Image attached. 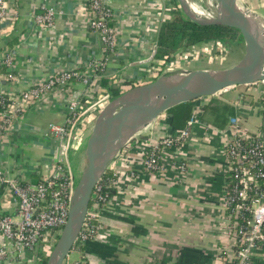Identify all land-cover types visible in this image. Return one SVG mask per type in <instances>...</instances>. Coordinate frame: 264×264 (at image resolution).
Listing matches in <instances>:
<instances>
[{"label":"crops","instance_id":"crops-1","mask_svg":"<svg viewBox=\"0 0 264 264\" xmlns=\"http://www.w3.org/2000/svg\"><path fill=\"white\" fill-rule=\"evenodd\" d=\"M241 2L264 21V0ZM171 3L111 0L118 46L108 58L102 76L122 92L130 88L125 82L145 84L152 78L147 74L155 62L160 26L151 22V16L162 5ZM87 4L88 0H9L8 26L0 24V57L7 51L14 53L15 79L9 81L0 70V95L16 96L64 70L84 72L104 56L98 35L89 27ZM48 7L58 13L53 29L39 26L34 19L44 15ZM15 39L18 43L13 47L7 45ZM224 43L230 50L222 53L228 54L233 46ZM241 52L232 66L243 58L245 49ZM193 62L189 67L194 70L203 64ZM73 86L70 94L52 92L36 108L17 115L0 138V173L22 182L51 176L61 158V142L48 133V128L64 123L70 96L82 97L83 83ZM253 87L239 86L212 97L235 111L228 126L221 130L208 123L212 122L209 115L201 114L211 98L197 100L193 106L199 111L200 123L190 128L177 146L162 152L159 171L140 170L134 177L118 162L114 171L120 178L117 185L121 202L114 208L107 206L100 216L97 235L85 252L73 250L69 260L84 261L83 264H231L235 242L228 230L232 220L227 214L224 190L229 172L226 148L232 138V119L238 121L244 138L254 135L264 143V107L260 101L264 87ZM176 134L169 118L162 115L136 139L143 138V154L163 138ZM132 151L135 150L128 154L130 159L138 156ZM79 154H72L75 167L81 164ZM74 165L77 174L79 167ZM0 214H17V204L3 184ZM254 262L264 264V242L256 250Z\"/></svg>","mask_w":264,"mask_h":264},{"label":"built area","instance_id":"built-area-1","mask_svg":"<svg viewBox=\"0 0 264 264\" xmlns=\"http://www.w3.org/2000/svg\"><path fill=\"white\" fill-rule=\"evenodd\" d=\"M172 6L174 5H162L159 10L152 14L151 22L161 27L163 22L171 19L172 12L177 9L172 8ZM8 8L9 0H0V24L4 27L8 26L9 22ZM86 11L89 16V27L92 32L98 35L104 56L87 66L84 72L68 69L35 83L26 91L9 97L10 103L8 104L0 99V105L5 107L4 112L0 115V138H2L8 132L18 114L36 108L52 92L63 91L64 94H70L76 82H82L85 86L97 89V97L85 103L80 101L77 96H70L68 113L64 123L49 126L48 133L62 141L61 158L50 177L45 179L43 183L34 185L30 182H22L19 179L7 178L0 173V185H7L8 195L17 204L16 216L0 214V263L18 264L24 262L28 251H35V258L37 259L39 253L42 254V249L48 247L47 238L49 235L57 234L54 245L56 244L67 223L72 195L78 182V180L76 183L74 182L75 173L73 168L71 170L63 165L64 161L68 162L71 158V154L80 149L81 142L84 143V135L78 138L75 131L81 127L83 132L86 129L88 130L89 126L93 128L100 112L112 100L106 90L98 87L97 82L103 74L99 71L104 70L108 58L116 52L118 46V30L111 0H88ZM57 14L53 7H48L44 15H36L34 19L43 28H54ZM214 43L221 46L220 50L223 56L224 53L222 52H227V49L230 50L224 42ZM215 46L217 45L215 44ZM207 47L183 52V55H177L165 63L162 69L153 66L151 73H155V75L151 77H155L160 71L163 75L189 72L187 68H190L191 62L196 59L195 54L197 52L210 53V49L208 50ZM13 58L14 53H9V51L0 57V66L4 65L9 69V74L6 77L10 81L15 79ZM153 60L155 59L153 58ZM98 92L100 96H98ZM198 113L199 111L196 109V113L188 122L187 129L175 136L166 137L154 145L151 154L141 163L145 171L157 172L160 170L159 161L162 152L167 148L177 146L180 140L188 136L190 128L200 123ZM231 124L232 138L226 148V155L229 160L228 173L234 174L237 184L231 190L225 191L226 210L230 212V218L233 217V214L237 215L246 211L251 214L246 228L243 231L242 228L240 229L238 243L235 241L240 245V248L236 253L233 252L231 263L253 264V256L264 242V234L262 233L264 227V190L258 194L257 199L253 200L251 204L247 205L246 202L250 200L249 193L253 187H258L259 179L264 178V143L259 141L248 148L243 143V140L248 138H244L243 134L240 133L237 127L238 121L232 119ZM130 146L131 143L127 147ZM124 153L126 154L125 149L120 156ZM158 153H160L159 156ZM100 191L101 187L98 184L92 198L94 205L89 209L77 242H86L88 235L92 233L97 235L99 226L94 228L91 223L94 220L99 223L100 216L93 215L92 211L102 208L100 204L104 197ZM69 261L68 257L64 264H79Z\"/></svg>","mask_w":264,"mask_h":264},{"label":"water","instance_id":"water-1","mask_svg":"<svg viewBox=\"0 0 264 264\" xmlns=\"http://www.w3.org/2000/svg\"><path fill=\"white\" fill-rule=\"evenodd\" d=\"M215 1L216 15L206 18L195 13L187 0H178L182 12L200 26L237 29L245 44L243 58L223 70L164 74L111 100L96 118L84 145L85 167L72 195L67 223L47 264L65 263L83 230L94 191L106 170L151 123L181 104L264 82V30L258 22L262 19L241 0Z\"/></svg>","mask_w":264,"mask_h":264},{"label":"trees","instance_id":"trees-1","mask_svg":"<svg viewBox=\"0 0 264 264\" xmlns=\"http://www.w3.org/2000/svg\"><path fill=\"white\" fill-rule=\"evenodd\" d=\"M174 3L179 4L178 0H173ZM240 35L239 39L238 36ZM239 40H243L241 37L240 32L237 29L226 27V26H200L193 21H191L181 10V8L176 9L172 12V17L170 20H167L162 23L159 33L157 36V42H156V50L154 59L156 60V64L153 63L156 67L162 69L165 63H167L172 58L176 57L180 51L182 50H193L199 47H203L207 43H214V42H229V43H237ZM18 40H13L7 43L10 47H13ZM0 70L7 76L9 74V69L5 67L4 65L0 66ZM103 70H100L99 73H101ZM163 75L162 71L158 73L155 77H152L149 82L155 81L157 78L161 77ZM8 79V78H7ZM9 80V79H8ZM10 81V80H9ZM98 87L104 88L112 99L117 98L121 96L124 92H122L118 86L113 85L110 79L101 76L99 78ZM126 86H130L129 90L132 88H135L140 83H134L133 81L125 82ZM87 92V91H86ZM85 90L83 91V95L80 98V101L85 103L89 95H87ZM92 96L95 98L97 97V93L92 94ZM211 100L208 103V105L204 106L202 110V116L209 115L212 118V122L210 125L216 129H224L226 126H228L229 121L232 117L235 115V111L230 106H224L219 103L215 98L210 97ZM0 99L4 100L6 104L10 103L9 96L8 95H0ZM197 101V100H196ZM188 102L181 104L179 106H176L169 111H167L165 114L166 117L170 120V126L177 134L182 132L183 130L188 128V122L189 120L194 116L196 113V109L194 108V103ZM262 102V105L264 107V93L260 99ZM5 107H2L0 105V115L4 112ZM201 117V116H200ZM206 121V120H205ZM164 139V138H163ZM143 138L140 137L139 139H135L130 147H126L123 155L120 156V161L123 159H126V167L124 170L130 172L133 174H136L140 170H144L143 165L141 164L144 159H146L152 152L153 148H149L148 151L141 154L142 147L141 145ZM260 140L254 136L249 135V138L246 140H243V143L248 146V148L251 147L253 143L259 142ZM261 142V141H260ZM129 148V149H128ZM131 150L132 153L134 152L138 156L135 158H129L128 154ZM160 153H158L159 156ZM160 163V161H159ZM133 166V167H131ZM133 168V171H132ZM44 180L35 178L30 183L34 185H38L40 183H43ZM118 175L115 173L112 169H107L105 174L103 175L102 179L99 182V187H101V194L104 197V200L101 202L100 206L103 208H106L110 203L114 202L118 195ZM237 184V180L234 177V174L231 173L226 174V182L224 190L228 191L229 189ZM264 190V178L259 179L258 181V187L254 188L249 193V199L246 204L249 205L251 202L255 199H257L258 194ZM94 205V200L92 199L90 208ZM227 214H230L229 211H227ZM251 217V214L249 211L241 212V214L234 215L231 218L232 220V227L228 230L230 232L231 238L238 243V235L240 232V229L246 228L247 221ZM234 225V226H233ZM92 227H98L99 223L94 220L91 223ZM93 228V229H94ZM262 233L264 234V227L262 230ZM96 234H90L87 237V241L82 242H76L74 246V250H79L82 253L85 252L86 246L88 247V244H90L89 241L93 240ZM240 238V236H239ZM89 242V243H87ZM237 243L233 246V252L236 253L237 250L240 248V245ZM40 254V255H39ZM37 256L38 258H35V251L30 252L28 251L25 255L24 262H30L35 264H47L48 256H45L44 254L39 253ZM83 262H80L79 264H82ZM234 264V263H231ZM253 264L254 262V256H253Z\"/></svg>","mask_w":264,"mask_h":264},{"label":"rangeland","instance_id":"rangeland-1","mask_svg":"<svg viewBox=\"0 0 264 264\" xmlns=\"http://www.w3.org/2000/svg\"><path fill=\"white\" fill-rule=\"evenodd\" d=\"M188 1V3L189 4H191V5H194V6H196V8H198V9H200V10H202V11H204L206 14H208V15H212L213 17L216 15V12H215V10H213V9H210L208 6H207V2H206V0H187ZM215 1V0H214ZM171 4H173L174 6H172V8L174 7V8H180V5L179 4H176V3H174V1L173 0H171ZM50 29H53V28H50ZM239 37H240V35L238 36V39H239ZM210 43H207L206 45H204L203 47H206V46H208L207 48H208V50L210 49V53H206V54H204V53H202V52H197L196 54H195V57H196V59L194 60L195 62H193L194 64H196V63H200V60L202 61V65H199L198 66V68L199 69H203V70H205V69H212V70H223V69H227V68H230L233 64H234V60L236 61V60H238L239 58H238V56L239 55H241L240 53H242L241 52V50H243L244 51V49H245V44H244V41L243 40H239L237 43H234V44H237V45H233L232 43V45L231 46H233V47H231L232 48V50L230 51V52H228V54H224V56L220 53L219 54V52H221V46L219 45V44H217V43H214L213 45H209ZM215 44L217 45V46H215ZM199 48H201V47H199ZM183 52H186V50H182V51H180L179 52V56H181V55H183ZM228 56V57H227ZM155 64H156V62H154ZM192 63V62H191ZM154 67H155V65H153ZM153 66H152V68H150L149 69V71H150V73H151V71L153 70ZM191 66H192V64H191ZM192 70H194V69H191V68H187V71H192ZM149 71H148V76H149ZM150 75H155V73H151ZM147 76V77H148ZM147 79V78H146ZM84 85V84H83ZM257 85L259 86V88L260 87H264V82H260V83H257ZM85 86V85H84ZM250 87H252V88H254L253 87V85H250ZM96 88H94V87H89V86H85V92H86V94L87 95H89V99L86 101V102H88V101H91V100H93L94 98H93V96H92V94H95V92H96ZM58 92H60V93H62V94H64V92L63 91H58ZM97 93V92H96ZM98 96H100L99 95V93H98ZM87 120V119H86ZM85 120V121H86ZM86 124H87V122H86ZM87 127H88V125H87ZM91 126H89L88 127V130L86 129L84 132H83V129H82V127L81 128H77L76 129V135H78V138L81 136V135H84L83 136V142H85L86 143V140H87V138H88V136L90 135V132H91ZM52 136V135H51ZM60 142H62L61 140H60ZM85 143H84V145H85ZM83 143L81 142V147H80V150H76V152H80V154L78 155L79 157H81V164H80V166H78V164H77V162H76V167H75V165H74V162H73V155L71 154V158L68 160V162H63V165H65V166H67V167H69L71 170H72V168H73V165H74V167L75 168H78L79 167V171L77 170V174H74L75 175V183L77 182V180L79 179V177H80V175H81V172H82V170L84 169V167H85V161H84V147H82L83 145H82ZM120 159V157H118L117 159H116V161H114L110 166H109V169H112V170H115V169H117L118 168V166L116 165V164H118V162L120 163V161H118ZM126 159H123V161H122V163H120V166H122V168H125V166L127 165L126 164ZM58 165V164H57ZM115 167H117V168H115ZM131 167H133V166H131ZM115 168V169H114ZM124 170V169H123ZM123 170H120V172H122ZM132 171H133V168H132ZM131 176H136V174H132L131 173ZM120 180V178L118 177V181ZM120 182V181H119ZM120 187L118 186V189H119ZM121 202V199H120V189H119V191H118V195H117V198H116V200L114 201V202H112V203H110L109 204V206H116L117 204H119ZM107 208V207H106ZM106 208H98V209H95L94 211H92V213H93V215H99V216H102L103 215V213H104V211L106 210ZM112 208H114V207H112ZM59 232V230L57 231V233ZM56 237H57V234L56 235H49L48 236V238H47V248H43L42 249V254H44L45 256H49V254H50V251L52 250V248H53V245H54V243H55V240H56ZM70 256H74V253H73V251L70 253ZM69 262H71V261H69ZM84 262V261H83ZM85 263V262H84ZM18 264H35V263H32V261H30V262H20V263H18ZM83 264V263H82Z\"/></svg>","mask_w":264,"mask_h":264},{"label":"bare ground","instance_id":"bare-ground-1","mask_svg":"<svg viewBox=\"0 0 264 264\" xmlns=\"http://www.w3.org/2000/svg\"><path fill=\"white\" fill-rule=\"evenodd\" d=\"M206 4L207 6L210 8V9H213L215 10V12L217 11L218 9V3L214 0H206ZM191 8L194 10L195 13H197L199 16H202V17H206V18H212L213 16L212 15H208L206 14L204 11L196 8V6L194 5H191ZM258 22L260 23L261 27H263V30H264V22L262 20H258ZM263 36H264V33H263Z\"/></svg>","mask_w":264,"mask_h":264}]
</instances>
